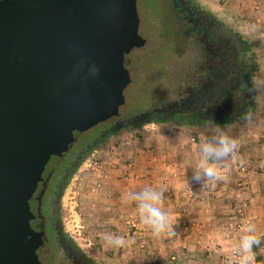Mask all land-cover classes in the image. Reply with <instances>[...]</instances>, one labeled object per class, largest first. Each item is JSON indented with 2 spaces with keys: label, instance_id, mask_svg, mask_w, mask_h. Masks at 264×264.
Listing matches in <instances>:
<instances>
[{
  "label": "water",
  "instance_id": "95a60500",
  "mask_svg": "<svg viewBox=\"0 0 264 264\" xmlns=\"http://www.w3.org/2000/svg\"><path fill=\"white\" fill-rule=\"evenodd\" d=\"M144 45L135 0L0 2V264H38L41 174L73 133L119 118L124 53Z\"/></svg>",
  "mask_w": 264,
  "mask_h": 264
},
{
  "label": "crops",
  "instance_id": "0c3cea01",
  "mask_svg": "<svg viewBox=\"0 0 264 264\" xmlns=\"http://www.w3.org/2000/svg\"><path fill=\"white\" fill-rule=\"evenodd\" d=\"M198 136L181 130L151 132L139 143L111 145L109 162L100 165L92 185L84 188L91 189V215L100 230L124 237L127 258L145 260V254L155 251L154 260L173 254L175 264L183 259L226 264L229 242L238 240L247 218L264 237V132L258 134L260 143L239 148L236 159L226 162L227 179L202 183L192 179L199 160ZM145 186L165 190L163 210L173 218L176 235L157 239L140 226L136 206L125 201V194ZM253 251L255 264H264L256 261L264 255V242Z\"/></svg>",
  "mask_w": 264,
  "mask_h": 264
},
{
  "label": "rangeland",
  "instance_id": "374dc122",
  "mask_svg": "<svg viewBox=\"0 0 264 264\" xmlns=\"http://www.w3.org/2000/svg\"><path fill=\"white\" fill-rule=\"evenodd\" d=\"M191 2L197 3L203 10L237 32L253 50L255 72L252 79L254 96L252 95L251 109L241 114L234 122L219 126L229 136L239 141V148L260 143L258 134L264 132V0H191ZM135 6L138 14V34L145 39V45L127 56L131 82L124 91L125 103L119 109V118L107 122L108 125L129 123L140 113L149 112L154 108L159 109L177 100L179 94L189 84L199 61L197 56L198 52H201L199 45L183 35L184 33L177 29V24L172 22L178 14L172 8L170 0H135ZM153 123L155 127H145ZM107 124L82 133L80 141L90 139ZM216 126L179 120L170 123L143 121L138 126L122 129L108 136L89 151L65 188L59 209L64 231L82 251L99 264H175L178 259H171L173 254L167 259L154 260L153 254L157 253L152 251L145 256L148 258L152 256L153 259L139 258L137 261L136 258L129 259L124 255L125 248L117 249L106 245L100 223L98 224L91 215V189L84 188L92 185L91 179L98 174L100 165L106 166L109 162L112 156L111 145L119 147L132 145L139 143L147 133L162 131L168 133L172 130L199 135L198 138L203 134L212 136L215 134ZM88 190L89 193L85 192ZM177 264L193 263L183 259ZM195 264L208 262L200 260Z\"/></svg>",
  "mask_w": 264,
  "mask_h": 264
},
{
  "label": "flooded vegetation",
  "instance_id": "af4514ba",
  "mask_svg": "<svg viewBox=\"0 0 264 264\" xmlns=\"http://www.w3.org/2000/svg\"><path fill=\"white\" fill-rule=\"evenodd\" d=\"M4 1L14 0H0ZM170 3L178 14L173 24H177L183 35L193 39L201 51L198 52L199 61L189 84L177 100L159 109L140 113L130 121L132 125L130 122L107 124L117 117L93 127L107 124L88 140L80 141L82 133H73L68 149L61 156L49 159L29 201L33 215L30 229L40 240L35 250L38 264H99L64 231L59 209L65 188L78 165L93 147L108 136L138 126L143 121L170 123L179 120L225 126L251 109L255 56L250 44L197 3L191 0H170ZM123 63L127 68L129 61L126 53ZM210 119L215 123H210Z\"/></svg>",
  "mask_w": 264,
  "mask_h": 264
},
{
  "label": "clouds",
  "instance_id": "9594fccd",
  "mask_svg": "<svg viewBox=\"0 0 264 264\" xmlns=\"http://www.w3.org/2000/svg\"><path fill=\"white\" fill-rule=\"evenodd\" d=\"M95 74V69H93ZM259 83V82H257ZM210 123H215L212 119ZM155 127V124L145 127ZM199 160L193 171L192 179L197 183L216 179H227V161L235 160L239 149V141L229 136L217 124L215 134L202 135L200 143L196 145ZM187 182V181H186ZM164 189L145 186L140 191H129L125 194V201L135 204L141 227L151 230L154 238L161 239L176 235L173 218L163 210L165 201ZM242 233L238 240L230 241L227 249L226 264H255L254 248L259 247L262 236L257 232V226L252 218H247L241 225ZM106 245L117 249L123 248L126 241L122 236L110 233L103 234Z\"/></svg>",
  "mask_w": 264,
  "mask_h": 264
},
{
  "label": "trees",
  "instance_id": "16d2710c",
  "mask_svg": "<svg viewBox=\"0 0 264 264\" xmlns=\"http://www.w3.org/2000/svg\"><path fill=\"white\" fill-rule=\"evenodd\" d=\"M187 122H188V121H187ZM263 242H264V237H262L261 242H260V245H262ZM256 261L259 262V263H264V255L258 256V257L256 258Z\"/></svg>",
  "mask_w": 264,
  "mask_h": 264
},
{
  "label": "built area",
  "instance_id": "2783aa9c",
  "mask_svg": "<svg viewBox=\"0 0 264 264\" xmlns=\"http://www.w3.org/2000/svg\"><path fill=\"white\" fill-rule=\"evenodd\" d=\"M133 227H135V226H133ZM137 237H138L139 239L142 238L141 234H138Z\"/></svg>",
  "mask_w": 264,
  "mask_h": 264
}]
</instances>
